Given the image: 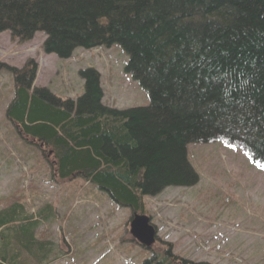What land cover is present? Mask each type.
<instances>
[{
    "label": "trees",
    "instance_id": "16d2710c",
    "mask_svg": "<svg viewBox=\"0 0 264 264\" xmlns=\"http://www.w3.org/2000/svg\"><path fill=\"white\" fill-rule=\"evenodd\" d=\"M1 32L18 43L39 32L43 52L59 59L117 45L125 73L147 94L145 107L103 106L88 68L78 71L83 94L61 102L31 90L32 63L11 70L6 117L51 152L59 180L77 174L143 213L144 198L197 182L191 144L223 142L264 170V0H0ZM24 214L18 202L0 210V264L48 261L52 244L36 238L38 222ZM143 264L186 263L165 249Z\"/></svg>",
    "mask_w": 264,
    "mask_h": 264
},
{
    "label": "rangeland",
    "instance_id": "374dc122",
    "mask_svg": "<svg viewBox=\"0 0 264 264\" xmlns=\"http://www.w3.org/2000/svg\"><path fill=\"white\" fill-rule=\"evenodd\" d=\"M44 39L37 32L18 43L0 33V210L18 202L24 218L38 222L36 238L52 244L43 264H143L165 249L186 264H264V170L239 148L223 142L187 146L197 182L144 198L137 214L156 231L147 249L130 235L132 211L77 174L71 180L52 175L49 150L21 137L6 117L15 92L11 70L32 63L31 90L44 89L61 102L83 94L78 71L88 68L99 76L103 106L145 107L148 97L125 73L127 57L117 45L77 49L59 59L43 52Z\"/></svg>",
    "mask_w": 264,
    "mask_h": 264
},
{
    "label": "water",
    "instance_id": "95a60500",
    "mask_svg": "<svg viewBox=\"0 0 264 264\" xmlns=\"http://www.w3.org/2000/svg\"><path fill=\"white\" fill-rule=\"evenodd\" d=\"M129 232L145 248H149L155 242V228L150 224L149 218L144 215H133Z\"/></svg>",
    "mask_w": 264,
    "mask_h": 264
},
{
    "label": "snow or ice",
    "instance_id": "6c2138e0",
    "mask_svg": "<svg viewBox=\"0 0 264 264\" xmlns=\"http://www.w3.org/2000/svg\"><path fill=\"white\" fill-rule=\"evenodd\" d=\"M262 167H264V166H262Z\"/></svg>",
    "mask_w": 264,
    "mask_h": 264
}]
</instances>
